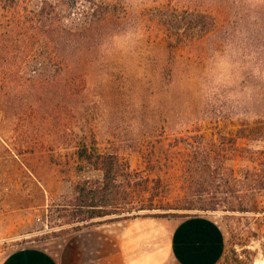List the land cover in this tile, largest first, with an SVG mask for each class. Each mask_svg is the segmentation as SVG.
<instances>
[{"label":"rangeland","instance_id":"374dc122","mask_svg":"<svg viewBox=\"0 0 264 264\" xmlns=\"http://www.w3.org/2000/svg\"><path fill=\"white\" fill-rule=\"evenodd\" d=\"M45 1L46 25L33 24ZM5 6L0 2V264L29 246L68 264L66 250L80 234L119 240L135 219L176 225L188 216L222 232L217 264H264V191L254 195L257 209H238L241 171L254 166L243 150H264V140L237 138L230 151L218 139L264 120V0ZM168 6L209 13L218 30L172 43L160 23ZM194 129L216 139L206 171L202 162H183L170 144ZM82 143L118 151L133 171L161 177L155 208L73 218L74 185L102 177L74 155ZM227 168L237 176L230 184Z\"/></svg>","mask_w":264,"mask_h":264},{"label":"trees","instance_id":"16d2710c","mask_svg":"<svg viewBox=\"0 0 264 264\" xmlns=\"http://www.w3.org/2000/svg\"><path fill=\"white\" fill-rule=\"evenodd\" d=\"M20 1L0 0L6 5L5 7L14 6ZM89 1L94 2V0ZM46 3L47 1L44 3L45 6L36 13V17L31 19L33 24L46 25L43 22H47L46 19L51 14L46 10ZM160 23L171 35L172 43L181 42L187 38V41L193 42L197 40V35H207L218 30L215 18L197 9L180 10L168 6L161 11ZM188 132L187 135L175 137L170 144L178 149L183 162H202L200 169L206 171L209 168L207 162L210 161L213 153L212 145H217L216 139L208 140L206 134L198 129ZM237 138L264 140V120L243 123L236 130V135H219L218 139L228 140L223 144L230 147L228 149L232 151ZM243 151L254 162V166L241 171L240 184L243 187V198L238 209L249 211L257 209L255 193L264 191V150L245 147ZM74 155L88 167L101 171L102 177L87 178L74 185L76 197L73 208L77 209V212L72 213L73 218L76 216L84 221L112 213L121 214L125 211L134 212L155 208L154 201L160 192L161 177L154 178V181L149 177H144L139 172L133 171L129 161L118 151L100 152L91 148L87 143L77 145ZM149 165H152V160H149ZM227 170L226 183L230 184L232 180H237V176L233 168H227ZM152 181L155 184H151ZM135 201L141 202L140 205H136Z\"/></svg>","mask_w":264,"mask_h":264},{"label":"crops","instance_id":"0c3cea01","mask_svg":"<svg viewBox=\"0 0 264 264\" xmlns=\"http://www.w3.org/2000/svg\"><path fill=\"white\" fill-rule=\"evenodd\" d=\"M76 238L66 250L68 264H217L224 248L222 232L198 216H188L176 225L141 217L126 225L119 240L91 234ZM75 250L77 261L73 262ZM4 264L60 262L47 250L29 246L13 252Z\"/></svg>","mask_w":264,"mask_h":264}]
</instances>
